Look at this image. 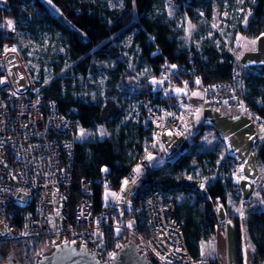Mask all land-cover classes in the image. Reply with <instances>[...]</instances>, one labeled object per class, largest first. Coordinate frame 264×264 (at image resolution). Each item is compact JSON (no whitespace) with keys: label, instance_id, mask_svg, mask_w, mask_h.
Here are the masks:
<instances>
[{"label":"trees","instance_id":"obj_1","mask_svg":"<svg viewBox=\"0 0 264 264\" xmlns=\"http://www.w3.org/2000/svg\"><path fill=\"white\" fill-rule=\"evenodd\" d=\"M5 1V5H0V50L5 44H16L15 40L6 37L3 31L4 20L27 18L22 15L20 9L24 0ZM32 1L36 13L33 17L34 25L29 27V30L33 31L36 29L35 26L43 28L44 25H51L60 33L66 50L64 56L57 57L59 63L55 66V75L49 85L42 88L44 99L56 102L59 111L75 119L80 129L87 130L116 122L123 113L118 103L121 88L138 97H143L152 91L163 90V86L155 89L150 80H162L164 76L161 72L164 69L172 73L174 86L184 83L192 90L196 87L192 79L184 73L174 75L177 65L193 66L201 78V86L228 81L231 79L233 70L240 68L233 54L221 40L204 45L200 52L193 49L180 50L171 27L161 18H149V0H107L102 3L91 0H52L51 4L48 0ZM47 3L53 8L55 16L47 9ZM204 3L207 13L211 14L210 1L205 0ZM199 6V0H192L190 8L186 11L192 14ZM246 16H249V19L242 27L241 23ZM240 20L238 32L245 37L256 39L264 34V0H250ZM131 28L137 30L133 38L134 45L138 49L135 64L138 66L145 64L148 67L150 71L148 78H138L134 69H131L122 57L121 48L118 45L120 34ZM64 61L82 76L98 73L105 76L100 103H95L92 96V93L99 88L87 80L84 81L83 98L78 100L73 97L70 84L65 85L62 78L58 76ZM251 70L248 69L249 72L245 73L247 79L245 100L254 116L264 120V64L253 68L257 70L254 74L250 73ZM168 98L171 107L175 109L174 101L177 96L169 94ZM144 137L148 139L147 145L143 143ZM124 140L125 136L121 133L118 147L107 139L90 143L86 147L81 143L77 144L72 206L78 202L81 180H86L92 187L94 212H99L104 207L105 191L107 189L118 191L124 178L131 175L135 167L145 159L150 151L152 140L149 137L148 128L141 126L138 141L128 144L134 154L132 160L126 158ZM255 155L264 168V138L256 146ZM213 158L214 156L210 155V159ZM175 165L180 164L176 162ZM217 167V177L215 179L206 177L203 187L200 182L185 179L163 178L156 182L154 172L146 173L140 183L147 187L152 186L163 194L176 192L185 198L181 199L179 196L175 216L182 224L185 245L194 259L203 256L205 243L212 240L215 234L217 216L213 213L212 203L218 199L220 203L225 204L228 193L232 191L233 183L230 175L227 178L221 177L225 163L222 162ZM102 169H107L109 181L107 188L99 181ZM139 193L135 196L134 208L139 207ZM188 195L192 200L186 199ZM261 197L264 198V186ZM198 203L201 204V208L197 207ZM228 216L234 223L236 261L237 264H243L244 228L241 218L233 212H229ZM135 222L136 228L141 233H145L143 213L136 212ZM245 231L249 242L254 247L253 264H264V211L249 213ZM129 239L125 231L114 233L112 230H107L103 233L102 246L105 251H117ZM76 247L80 248L78 245ZM41 250L43 245L23 248H16L13 245L0 246V264L13 260L34 264ZM212 260L215 259L212 258Z\"/></svg>","mask_w":264,"mask_h":264},{"label":"built area","instance_id":"obj_2","mask_svg":"<svg viewBox=\"0 0 264 264\" xmlns=\"http://www.w3.org/2000/svg\"><path fill=\"white\" fill-rule=\"evenodd\" d=\"M191 1L166 0V5L186 11ZM11 20H4L3 31L8 39L15 40L18 30L14 23H8ZM16 51L13 43L5 44L0 50V80L4 81L0 83V246L43 245L54 249L62 245H84L82 249L94 259L110 263L115 251L103 249V233L119 230L128 233L149 264H220L216 259H194L189 254L182 224L175 216L179 199L176 192L163 194L152 186L139 191L146 235L136 228L116 225L114 204L95 213L92 187L86 180H81L78 202L72 206L78 123L62 114L56 102L45 101L42 87L29 79L27 87L15 88L9 66L21 65ZM247 72L248 68L240 65L233 70L230 80L201 86V90L213 109L244 110L255 125L264 129V120L254 116L245 100ZM178 73L201 81L193 66L177 65L174 75ZM171 74L164 69L161 72L167 76L164 89L141 97L144 109L141 126L149 129L152 140L167 133L181 136L185 133L168 100L169 89L175 83ZM142 165L145 172H152L146 161ZM99 181L106 188L109 186L105 169ZM236 189L232 187L233 191ZM18 193L28 196L29 202L25 205L15 202ZM219 202L215 199L212 203L216 216ZM133 214L132 210L129 221L135 218ZM7 263L27 264L20 260Z\"/></svg>","mask_w":264,"mask_h":264},{"label":"rangeland","instance_id":"obj_3","mask_svg":"<svg viewBox=\"0 0 264 264\" xmlns=\"http://www.w3.org/2000/svg\"><path fill=\"white\" fill-rule=\"evenodd\" d=\"M91 1L102 3L107 0ZM199 1L200 6L190 14L187 11H182L180 8L169 7L166 5V0H149L148 16L152 19L161 18L165 21L171 27L172 32L176 37L179 49L183 51L193 49L200 52L204 45L216 43L218 40H221L228 46L231 53L238 57L240 56L241 58L243 48L245 46L253 45L251 41H256L253 48H256L258 42H260V45L264 46V34L256 39H251L238 32V25L241 23L240 17L244 14L246 4L249 3L250 0H209L211 14L207 13V7L204 3L205 0ZM5 4V0H0V5ZM46 6L52 15L55 16L56 13L53 8L48 5V3ZM20 9L22 15H25L27 18L20 17L17 20H11V22L15 24V27L18 28V36L15 38V47L19 61H21L20 66L18 64L9 66L12 82L17 90L19 89V86L22 88L27 87L28 79L31 83L39 84L43 88L44 86L49 85L51 79L55 75V66L59 63L57 57L65 55V45L63 44L60 33L54 30L51 25H44L43 28H37L35 26L36 29L33 31L29 30V27L34 25L33 17L36 13L32 0H24ZM248 19L249 16H246L243 23H241L242 27L245 26ZM136 31V28H131L121 33L118 45L121 48L122 57L128 66L131 69H134L135 75L138 78H148L150 76L148 67L145 64L139 66L135 64L138 49L134 45L133 38ZM261 54L262 53H260L259 50L256 51L258 59L264 60V53L262 54L263 58H260ZM9 61L10 59H8L7 62ZM58 76L62 78L65 85L67 83L70 84L72 95L78 100H81L85 95L84 81L87 80L99 88L98 91L92 93L93 101L97 104L102 101L101 89L105 81V76L102 73L82 76L64 61L62 70ZM153 81L154 80H150L155 89H157L164 83V81H167V76H164L162 80H155V83ZM183 88L184 87L176 86L171 93L177 95L182 92ZM177 89H180V91L177 92ZM120 91L121 95L118 99V103L123 113L119 119L112 124H107L101 127H92L87 130L79 128L77 140L78 143H81L86 147L90 143L107 139L118 147L120 146V135L123 133L125 136V140L123 141L124 152L126 153V158L132 160L134 154L131 150L132 148L128 147V144L138 141V133L144 116V109L141 97L133 96L123 88H121ZM218 111L241 112L249 118L244 110ZM251 122L254 124L253 121ZM255 127L264 130L257 125H255ZM143 143L145 145L148 144L147 137H144ZM149 155L153 156L154 159L149 160ZM177 155V151L168 155L163 152L159 157L155 154H147L146 161L151 167L162 165L161 167L152 170V172L155 173L156 182L163 178H174L193 180L200 182L201 185H203L206 177L214 179L217 177V166L222 162H225V167L223 171H221V177L227 178L232 171L229 163L226 164L225 159L221 160L223 157V155H221V147L211 134L202 137L187 153L182 154L179 157H177ZM210 155H213L214 158L210 159ZM175 157L177 158L174 161L164 164L166 159H173ZM143 161H141L133 170L132 176L129 179H126L128 181L127 184L124 183V181H126L124 180L118 191L108 190L104 193L103 203L108 204L109 202L116 200L117 208L120 213L119 218L121 216L122 220L126 218V216H124L126 210L131 211L134 209L133 202L138 193V188L141 185L140 181L147 173L143 170ZM176 162L180 165H175ZM138 167L141 169L139 173L136 172ZM189 177H191V179H189ZM146 188L147 186L141 185L140 191ZM179 196L181 199H185L181 194ZM187 197L186 199L192 200L190 196L189 198ZM15 202L25 205L29 202V198L23 193H18L15 197ZM197 207L201 208V204L198 203ZM134 210L138 213L141 212V203H139V207ZM129 225H131V227H129ZM135 226V220H130L126 224V227L132 229L135 228ZM143 234L146 235V233ZM79 247L84 248L85 246L80 245ZM244 250L245 252H248L246 243L243 244V253ZM50 252L51 248L48 246L44 247L43 250H41V252L39 251L37 254V258L40 259L41 257L50 254Z\"/></svg>","mask_w":264,"mask_h":264},{"label":"crops","instance_id":"obj_4","mask_svg":"<svg viewBox=\"0 0 264 264\" xmlns=\"http://www.w3.org/2000/svg\"><path fill=\"white\" fill-rule=\"evenodd\" d=\"M226 47L228 48L227 45ZM253 47L254 45L245 46L241 58L232 53L239 65L252 69L250 71L252 74L257 71L253 70V68L264 64V60L258 59L256 55L258 50L260 53H264V46L258 42L256 48ZM229 51L231 52L230 49ZM262 54L260 58H263ZM163 84L158 88L164 87L165 81ZM194 84L196 87L190 90L183 83L180 86L184 88L177 95L171 93L176 86H172L169 89V94L177 96L174 101L176 108L173 109L185 129L184 135L181 136L175 133L170 135L167 133L151 140L149 153L159 157L163 152L168 155L177 151V157H179L193 148L197 141L205 135L211 134L213 136L221 147V155H223L221 160L225 159L226 164L229 163L232 169L230 177L233 186H236L237 189L228 193L225 204L220 202L217 204L218 215L215 234L212 240L205 243L202 257L214 258L220 264H237L234 223L228 216L229 212H233L240 216L244 228L243 244L246 243L248 252L244 250L243 264H253L252 252L254 247L247 238L245 223L249 213L264 211V198L261 197L264 186V168L255 155L256 146L264 138V130L255 127L250 119L241 112H224L212 109L208 96L201 90V81L199 83L194 81ZM193 93H196V95H193ZM146 157L144 161H146ZM177 157L166 159L164 164L174 161ZM233 165H235V168H233ZM161 166L150 167L153 170ZM140 188L141 185L137 192L140 191ZM113 204L117 212L115 224L126 227L129 221V213L133 210L136 214L137 211L134 210L135 208L131 211L126 210L124 214L126 218L122 220L121 216L119 218L120 213L116 200L108 204L103 203V206L108 207ZM112 231L119 233L117 230Z\"/></svg>","mask_w":264,"mask_h":264},{"label":"water","instance_id":"obj_5","mask_svg":"<svg viewBox=\"0 0 264 264\" xmlns=\"http://www.w3.org/2000/svg\"><path fill=\"white\" fill-rule=\"evenodd\" d=\"M148 262L145 254L139 253L135 242L129 239L115 251V257L110 263L94 259L90 253L75 245H62L41 257L37 264H149Z\"/></svg>","mask_w":264,"mask_h":264},{"label":"snow or ice","instance_id":"obj_6","mask_svg":"<svg viewBox=\"0 0 264 264\" xmlns=\"http://www.w3.org/2000/svg\"><path fill=\"white\" fill-rule=\"evenodd\" d=\"M48 3L51 4V3H52V0H48ZM8 23L11 25V21H9ZM251 43L254 45V44L256 43V41L253 40V41H251ZM13 51H15V49H13ZM173 67H175V66H173ZM3 82H4V81L0 80V83H3ZM153 82L155 83L156 81H153ZM197 83H199V81H197ZM176 91L179 92L180 89H177ZM193 95H196V93H193ZM82 134H83V133H82ZM169 134L171 135V133H169ZM148 159H149V160H153L154 157L151 156V155H149V156H148ZM105 171H107V169H105ZM140 171H141V169L138 167V168L136 169V172L139 173ZM189 179H191V177H189ZM124 183L127 184L128 181L126 180V181H124ZM201 187H203V185H201ZM129 227H131V225H129ZM117 231H119V230H117ZM110 255H111V254H110Z\"/></svg>","mask_w":264,"mask_h":264}]
</instances>
